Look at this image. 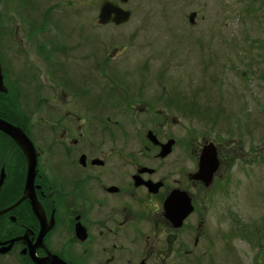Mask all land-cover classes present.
<instances>
[{"label":"flooded vegetation","instance_id":"obj_1","mask_svg":"<svg viewBox=\"0 0 264 264\" xmlns=\"http://www.w3.org/2000/svg\"><path fill=\"white\" fill-rule=\"evenodd\" d=\"M90 35L75 37L77 58L48 40L41 54H50L12 83L3 67L0 118L23 131L36 159L0 129V264H243L242 176L260 156L244 157L241 127L222 139L181 136L174 116L194 111L196 97L166 91L160 77L132 84L107 60L100 75L99 35ZM219 97L225 115L227 92ZM207 148L213 173L201 166Z\"/></svg>","mask_w":264,"mask_h":264},{"label":"rangeland","instance_id":"obj_2","mask_svg":"<svg viewBox=\"0 0 264 264\" xmlns=\"http://www.w3.org/2000/svg\"><path fill=\"white\" fill-rule=\"evenodd\" d=\"M104 1L0 0V59L10 83L19 68L50 54H41L48 40L53 39L52 46L67 43V55L80 42L77 34L97 33L100 75L107 60L132 84L145 79L154 87L160 77L166 91L196 97L194 111L174 116L181 136L193 131L198 139H222L241 127L244 157L260 156L242 176L241 212L251 232L240 246L243 264H255L259 248L264 249V0H112L132 12L119 26L99 24ZM57 49H51L53 58H59ZM72 52L62 58H77ZM222 92L229 103L214 123L216 114L206 116V111H223L217 110ZM182 103L189 108V102ZM232 111L238 112V122Z\"/></svg>","mask_w":264,"mask_h":264},{"label":"water","instance_id":"obj_3","mask_svg":"<svg viewBox=\"0 0 264 264\" xmlns=\"http://www.w3.org/2000/svg\"><path fill=\"white\" fill-rule=\"evenodd\" d=\"M129 0H121V3H127ZM132 17V12L129 9L124 8L120 3H116L112 0H106L102 3L99 12V23L102 25L108 24L110 22L115 23L116 25H123L130 21ZM196 17V12H193L190 16V21L193 23ZM8 93V87L5 84L3 66L0 60V94ZM0 129L5 131L6 133L13 136L21 146L24 148L28 159L33 161L35 165V150L33 148V144L30 139L23 133L21 129L15 127L9 122L0 118ZM32 146V147H31ZM167 148L164 149L161 155H168L171 151L172 142L167 144ZM33 148V150H32ZM209 165L210 173H213L218 163L215 160V155L212 153L210 149H205L202 157H201V166L204 167V171H206V167ZM33 176L30 177V182H32Z\"/></svg>","mask_w":264,"mask_h":264},{"label":"trees","instance_id":"obj_4","mask_svg":"<svg viewBox=\"0 0 264 264\" xmlns=\"http://www.w3.org/2000/svg\"><path fill=\"white\" fill-rule=\"evenodd\" d=\"M99 59H100V58H99ZM206 110H207V109H206ZM212 112L215 113L216 116L214 115L211 119H213V122H214V123H217V121H218V117H219V115H220L219 112H216V111H213V110H209V109H208V111H206V113H207L206 116H208V115L212 116V114H213ZM211 113H212V114H211Z\"/></svg>","mask_w":264,"mask_h":264}]
</instances>
